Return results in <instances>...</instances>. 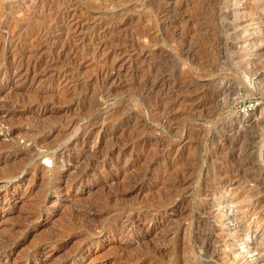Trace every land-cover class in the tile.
I'll return each mask as SVG.
<instances>
[{
	"label": "rangeland",
	"instance_id": "rangeland-1",
	"mask_svg": "<svg viewBox=\"0 0 264 264\" xmlns=\"http://www.w3.org/2000/svg\"><path fill=\"white\" fill-rule=\"evenodd\" d=\"M0 264H264V0H0Z\"/></svg>",
	"mask_w": 264,
	"mask_h": 264
},
{
	"label": "built area",
	"instance_id": "built-area-1",
	"mask_svg": "<svg viewBox=\"0 0 264 264\" xmlns=\"http://www.w3.org/2000/svg\"><path fill=\"white\" fill-rule=\"evenodd\" d=\"M249 112H251V107H250V105H249V106H243V107L240 109V113H242V114L249 113Z\"/></svg>",
	"mask_w": 264,
	"mask_h": 264
},
{
	"label": "bare ground",
	"instance_id": "bare-ground-1",
	"mask_svg": "<svg viewBox=\"0 0 264 264\" xmlns=\"http://www.w3.org/2000/svg\"><path fill=\"white\" fill-rule=\"evenodd\" d=\"M47 172V171H46ZM9 177V176H8ZM241 211V210H240ZM238 230V229H237ZM235 235H238V234H235ZM74 255V254H73Z\"/></svg>",
	"mask_w": 264,
	"mask_h": 264
}]
</instances>
